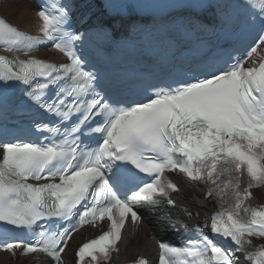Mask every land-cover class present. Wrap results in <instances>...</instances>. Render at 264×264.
Segmentation results:
<instances>
[{"label":"snow or ice","instance_id":"6c2138e0","mask_svg":"<svg viewBox=\"0 0 264 264\" xmlns=\"http://www.w3.org/2000/svg\"><path fill=\"white\" fill-rule=\"evenodd\" d=\"M244 6L253 13L245 26L258 41L246 56L256 54L258 65L230 58L175 86H150L156 90L145 89L147 101L118 96L85 70L75 50L81 36L67 30L69 5L56 15L37 12L42 38L0 17V43L24 57L0 55V112L26 118L39 134V142L0 140V251L65 264L73 234L107 219L108 229L75 251L76 264H107L141 209L176 206L172 193L180 189L171 172L207 185L218 210L184 246L157 241L159 264H240L237 253L264 264V206L250 203L251 190L264 187V0ZM45 40L69 62L32 56ZM89 134L99 136L94 147L81 139ZM17 232L31 238H12Z\"/></svg>","mask_w":264,"mask_h":264},{"label":"bare ground","instance_id":"6f19581e","mask_svg":"<svg viewBox=\"0 0 264 264\" xmlns=\"http://www.w3.org/2000/svg\"><path fill=\"white\" fill-rule=\"evenodd\" d=\"M37 8L34 3L29 0H0V17L5 18L7 21L11 22L13 26L18 27L19 30L24 31L32 35L40 34V26L42 21L37 16ZM42 56H51L52 52L47 50L42 53ZM52 56H56L54 53ZM183 192L186 195L184 199V204L189 207L188 210L195 213H199V217H204L213 211L214 204L203 199V190L200 188H192L189 186H184ZM255 200L259 203L264 204V187L259 191H255ZM195 218V216H193ZM149 221L142 227V229H136L132 233L133 237L128 240L127 244L124 246L122 255L120 256V263L132 253H142L149 246L152 245L155 236H157L163 227H166L169 223L167 218L162 220L156 219V217L148 218ZM196 219V218H195ZM128 229L126 231L129 232ZM96 230L89 232L94 233ZM129 234V233H128ZM137 235V236H136ZM83 239V234L79 233L73 236L68 249L77 240ZM140 245L142 249L139 248ZM25 260L26 264H37L36 260L32 258L33 256H23L16 255L13 256L8 252H0V264H14L18 259Z\"/></svg>","mask_w":264,"mask_h":264}]
</instances>
